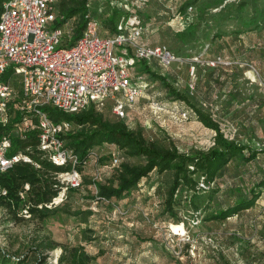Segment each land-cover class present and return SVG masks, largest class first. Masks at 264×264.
<instances>
[{"label":"rangeland","instance_id":"rangeland-1","mask_svg":"<svg viewBox=\"0 0 264 264\" xmlns=\"http://www.w3.org/2000/svg\"><path fill=\"white\" fill-rule=\"evenodd\" d=\"M184 1L92 0V6L101 5L106 11L117 6L126 10L128 6L145 26L143 41L165 45L178 57L166 66L152 61L149 63L152 70L165 76L166 81L191 102L208 111L227 136L252 148H264V24L255 30L242 31L237 39L231 40L228 31L238 25L227 22L223 27L227 32L223 41L205 54V49L197 44L182 45L167 32L175 22L184 23L178 19L180 14L173 16L177 15ZM263 1L259 0L260 3ZM201 2L193 0L192 14ZM124 3L128 5L124 7ZM139 6L146 9L142 11ZM245 10L244 14L248 16L250 8ZM157 13L160 15L156 17ZM100 26L101 30L105 27L102 23ZM197 53L202 55V60L206 59L205 56L219 53L228 60L246 62L253 68L248 70L235 66L219 71L221 85L216 95L220 99L216 105H208L206 100L210 91L207 89L206 70L210 65L205 61L194 62L192 58L198 56ZM193 79L196 84L192 89L188 83ZM151 98L161 101L164 104L162 108L153 109ZM171 100L161 84L153 80L152 87H145V93L126 107L129 128L141 126L147 140H155L165 146L174 145L181 152L206 150L212 146L213 131L191 115L180 117L176 107L171 106ZM101 112L104 118H114L108 109ZM127 160L130 163L141 161L137 157ZM96 169L102 182L114 175L115 168L110 165L108 149L101 150L95 164L81 168L80 186L66 190L59 204L45 207L44 215L32 213L29 219H23L0 207L1 250L11 256L27 254L30 259L27 264H35L33 258L40 253L47 264H57L61 253L59 246L53 249L39 247V251L35 248L40 241L52 240L83 247L96 264H264V258L260 256L264 255V185L256 188L259 196L248 209L223 220L207 219L217 204L226 206L231 203L233 197L228 195V182L236 184L244 192L260 178L264 179L263 153H258L256 159L246 164L229 162V173L219 181L213 203L207 205L209 190L199 192L201 197L196 212L181 202L177 207L182 208L184 214L181 223L185 233L181 234L180 223H171V234L175 236L173 241L164 239L161 233V227L171 222V217L163 213L170 171H150L126 198L100 200L96 199L92 182ZM234 174H237L236 178ZM47 177L50 178L49 175ZM114 207L121 208L124 213L113 214Z\"/></svg>","mask_w":264,"mask_h":264},{"label":"built area","instance_id":"built-area-1","mask_svg":"<svg viewBox=\"0 0 264 264\" xmlns=\"http://www.w3.org/2000/svg\"><path fill=\"white\" fill-rule=\"evenodd\" d=\"M56 1L3 0L0 10V174L18 163H27L40 170L43 169L42 160L54 166H68L65 170L47 171L57 192L50 200L35 204L38 208L56 206L66 190L79 187L81 168L92 166L99 156L95 151H89L85 158L78 160L63 138L64 134L73 131L72 123L66 119L53 120L48 110L74 114L93 105L97 111H103L109 103L112 115L123 118L126 107L145 93V84L138 81L141 76L133 73L136 61L143 59L147 63L154 61L166 66L178 60L165 45L150 46L141 42L145 26L140 17L126 7L127 3L124 7L130 12L123 13L115 31L109 33L101 31L100 21L90 13V4L86 2L81 34L68 44L75 18L55 27L54 21L62 17L57 13ZM191 9L188 6L186 15L178 16L180 22L190 19ZM97 11L100 13L105 9L100 5ZM192 60L205 61L210 66L240 63L253 68L246 62L221 56L202 60L194 55ZM188 85L194 88L193 81ZM163 105L161 101L150 100V106L155 110ZM171 106L176 107L180 117H187L189 111L179 103L173 101ZM32 137L34 143L10 150L13 138L25 142ZM109 150L110 165L118 166L120 151L115 146ZM95 171L93 185L102 179L98 170ZM198 185L201 189L206 188L202 177ZM28 188L29 184L25 182L17 192L23 204L16 215L23 219L32 215ZM6 194V188L0 184V196ZM123 213L124 210L114 207L113 214ZM180 224L181 234H184ZM161 228L162 237L173 241L171 223Z\"/></svg>","mask_w":264,"mask_h":264},{"label":"trees","instance_id":"trees-1","mask_svg":"<svg viewBox=\"0 0 264 264\" xmlns=\"http://www.w3.org/2000/svg\"><path fill=\"white\" fill-rule=\"evenodd\" d=\"M2 1L0 0V10ZM86 2L90 4V13L97 18L100 16L98 20L105 26L101 31L114 32L118 19L126 12L122 6L116 5L117 7H113L112 10L107 11L108 13L106 10L99 13L97 7L100 5L93 7L92 0H57V13L62 15V17H58L54 21V26H62L67 19L75 18L68 44H71L81 34L85 22L84 15L87 11ZM191 3H193V0L184 1L179 7V11H177V15L173 16H178V14L186 15L187 6L192 7ZM145 6H139L140 10L144 9ZM247 7L250 8L248 16L244 14ZM212 8H215V10L212 11ZM193 11L192 14L190 10L189 15L191 17L183 25L177 21L171 28H167V32L174 41L182 45L194 46L197 44L202 49H205V54L213 50L216 43L223 41L224 35H227L223 27L227 22H234L235 25H238V27L228 31L231 40L237 39L242 31L255 30L264 24V1L260 3L259 0H202L201 4ZM166 12L169 13V9H166ZM146 13L144 15L148 16ZM158 15L160 13H157L156 17ZM156 17L154 18L157 19ZM142 37L143 33L141 35L143 44L156 45V43L144 42ZM198 56L202 57L201 54ZM215 56H221L228 60L226 56L219 53L210 54L205 56V58L210 59ZM235 66L251 69V67L240 63H218L214 66H208L209 70H206L207 89L210 91V96L206 100L208 105H216L217 100L220 99L216 95L220 91L219 86L221 85L219 71L228 70ZM134 73L136 76H141L138 81L144 83L145 87H152V81L157 80L166 91V94L172 97L171 102L174 101L180 105L186 104L184 106L189 111L187 117L191 115L197 118L204 127L213 131V145L206 150L195 149L190 153L181 152L174 145L165 146L155 140H147L141 126L130 129L126 120L127 115L123 118H116L115 116L113 119L104 118L102 112L97 111L93 105L74 114L50 109L48 110L49 115L53 120L66 119L72 123L73 131L64 134L63 138L66 146L72 149L78 160L85 158L89 151L98 153L99 158L101 150L108 149L109 153V147L111 146L117 147L120 151L121 161L118 166L114 167V175L106 182L101 180L94 183L96 199L126 198L137 187L140 179L150 171L155 170L158 173L170 171L163 213L171 217V222L169 223H180L183 222L184 214H182V208L177 206L181 202L185 207H189L190 211L196 212L199 207L198 200L201 197L199 192L209 190L206 196L207 205L208 203H213L219 181L229 173V162L232 161L235 165L246 164L256 159L258 153L264 154V148H252L227 136L221 129L219 122L208 111L202 106L191 102L184 93L179 92L171 83L166 81L165 76L152 70L150 64L145 60L138 59L136 61ZM192 81L196 84L195 79ZM105 109L110 111L109 103ZM28 143H34L33 137L25 142L18 138H13V146L10 150L15 151ZM133 157H137L141 161L139 163H130L127 159ZM41 163L43 169L40 170L27 163H18L5 173L0 174V184L7 190L5 196H0V207L18 217L16 211L22 206L23 200H21L17 192L27 182L29 184L27 197L31 199L33 204L30 206L31 214H45L43 210L46 208H38L35 204L46 202L57 192V189L52 186L53 180L47 177V171L49 169L65 170L68 166H54L44 160ZM78 168L80 169L81 167L79 166ZM233 176L236 178L237 174ZM201 177L205 183V189H201L198 185ZM230 183L228 182V195L233 197L231 203L226 206L221 203L217 204L216 208L209 212L207 219L223 220L251 207L259 196V190H256V188L264 185V179L260 178L244 192H241V189L236 184ZM57 246L61 248L57 264H96L92 262V257L83 247L68 246L52 240H44L40 241L35 248L39 251V247L53 249ZM260 256L264 258L263 254H260ZM33 259L35 264H47L44 255L41 253ZM29 261L27 254L11 256L0 248V264H27Z\"/></svg>","mask_w":264,"mask_h":264},{"label":"bare ground","instance_id":"bare-ground-1","mask_svg":"<svg viewBox=\"0 0 264 264\" xmlns=\"http://www.w3.org/2000/svg\"><path fill=\"white\" fill-rule=\"evenodd\" d=\"M59 252V251H58Z\"/></svg>","mask_w":264,"mask_h":264}]
</instances>
